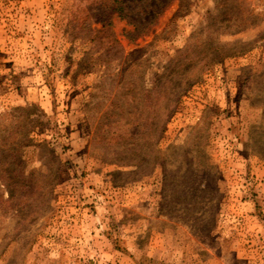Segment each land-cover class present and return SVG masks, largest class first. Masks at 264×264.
<instances>
[{"label":"rangeland","instance_id":"obj_1","mask_svg":"<svg viewBox=\"0 0 264 264\" xmlns=\"http://www.w3.org/2000/svg\"><path fill=\"white\" fill-rule=\"evenodd\" d=\"M122 1L0 0V264H264V0Z\"/></svg>","mask_w":264,"mask_h":264},{"label":"trees","instance_id":"obj_2","mask_svg":"<svg viewBox=\"0 0 264 264\" xmlns=\"http://www.w3.org/2000/svg\"><path fill=\"white\" fill-rule=\"evenodd\" d=\"M108 1V4H105V6H104V8H105V10H106V12H107V14L109 15V18H108V22H107V24L108 25H111L112 24V17L114 16V15H119V16H121L123 13H124V11H125V6H124V2L122 1V0H107ZM156 15V14H155ZM217 48H221V47H217ZM175 60H179V56L178 57H176V59ZM178 62H180V61H178ZM166 75H164L163 77H161L160 78V80H162L164 77H165ZM191 81V82H190ZM159 83V82H158ZM189 83V85L192 83V80H188V82H187V84ZM180 97V94H177V96H176V99L175 100H173V104L176 106V104L178 103V101H179V98ZM175 107H172L169 111H168V114H167V117H166V119H165V121H164V123H162V125H161V128H160V130H161V132H164V130H165V127H166V124H167V122L170 120V118L172 117V115H173V113L175 112ZM120 119H121V121H119V122H117L118 124H119V126H123V125H125V123H124V121H123V119H124V116H121L120 117ZM141 119V120H140ZM143 120H144V118L142 117V116H140L139 118H138V120H137V122H136V124H137V126L139 127L140 125H141V123H143ZM148 120V123H146V125L147 126H149L150 127V129L152 130L153 129V123H155V122H153L154 120H155V118L154 117H152V120H150V119H147ZM156 120H157V118H156ZM124 132H125V130H124ZM121 139H124V138H126V136L124 135V133H122L120 136H119ZM46 144V141H43V143H41V145H45Z\"/></svg>","mask_w":264,"mask_h":264}]
</instances>
